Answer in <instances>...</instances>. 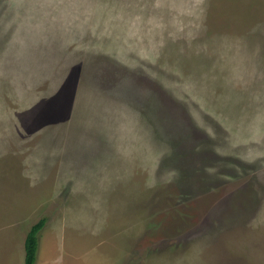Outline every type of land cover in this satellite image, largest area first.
Listing matches in <instances>:
<instances>
[{
  "label": "rangeland",
  "instance_id": "rangeland-1",
  "mask_svg": "<svg viewBox=\"0 0 264 264\" xmlns=\"http://www.w3.org/2000/svg\"><path fill=\"white\" fill-rule=\"evenodd\" d=\"M41 218L55 264H264V0H0V264Z\"/></svg>",
  "mask_w": 264,
  "mask_h": 264
},
{
  "label": "trees",
  "instance_id": "trees-1",
  "mask_svg": "<svg viewBox=\"0 0 264 264\" xmlns=\"http://www.w3.org/2000/svg\"><path fill=\"white\" fill-rule=\"evenodd\" d=\"M46 224V219L41 218L37 223L33 224L28 231L25 238V263L36 264L38 247H39V234Z\"/></svg>",
  "mask_w": 264,
  "mask_h": 264
},
{
  "label": "crops",
  "instance_id": "crops-1",
  "mask_svg": "<svg viewBox=\"0 0 264 264\" xmlns=\"http://www.w3.org/2000/svg\"><path fill=\"white\" fill-rule=\"evenodd\" d=\"M40 240V239H39ZM40 255V248L38 247V255H37V261L36 264H55L51 261V256L49 257V259L45 260V261H41V259L39 258ZM52 262V263H51Z\"/></svg>",
  "mask_w": 264,
  "mask_h": 264
}]
</instances>
